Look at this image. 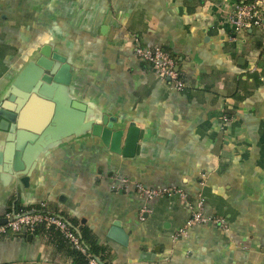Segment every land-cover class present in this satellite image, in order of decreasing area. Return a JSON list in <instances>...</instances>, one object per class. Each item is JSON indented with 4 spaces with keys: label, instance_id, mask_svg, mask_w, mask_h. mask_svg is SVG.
Returning <instances> with one entry per match:
<instances>
[{
    "label": "crops",
    "instance_id": "obj_1",
    "mask_svg": "<svg viewBox=\"0 0 264 264\" xmlns=\"http://www.w3.org/2000/svg\"><path fill=\"white\" fill-rule=\"evenodd\" d=\"M243 1L0 0V103L29 92L49 47L70 65L64 97L115 118V130L126 134L133 123L139 131L134 155L123 157L76 127L79 135L42 154L27 186L0 136V220L44 203L79 223L111 264H264V33L235 32L227 21ZM135 37L177 57L182 91L137 59ZM135 183L186 198L146 200ZM199 195L203 213L228 230L199 224L172 242ZM27 235L0 240V264H73L48 234Z\"/></svg>",
    "mask_w": 264,
    "mask_h": 264
},
{
    "label": "water",
    "instance_id": "obj_2",
    "mask_svg": "<svg viewBox=\"0 0 264 264\" xmlns=\"http://www.w3.org/2000/svg\"><path fill=\"white\" fill-rule=\"evenodd\" d=\"M39 58L35 62L34 84L29 92H13L11 105L0 103V135L7 142H11L14 155L12 169L19 173L21 182L27 186V174L34 170L44 152L51 147L71 141L74 135H79L77 129L87 131L97 137L112 153L123 157H132L135 152L139 131L133 123L124 134L123 130H115V118L108 117L96 111L87 114V103L64 97L72 80L70 65L66 59L51 53L49 47L39 51ZM25 68L13 80L11 88L27 73ZM69 92V90H68ZM14 94L21 99H13ZM32 94V95H29ZM26 101H28L26 103ZM32 115V118H31ZM39 116V118H33ZM124 141L122 143V140ZM13 143V145H12ZM12 152V154H13ZM11 154V156H12ZM10 160V159H9ZM26 164V168L22 164ZM7 219H1L5 224ZM113 233H119L118 242L125 244V236L115 228ZM21 238L31 239L32 235L25 232L18 234ZM112 238L113 236L110 235ZM115 239V238H114ZM16 264H42L39 258Z\"/></svg>",
    "mask_w": 264,
    "mask_h": 264
},
{
    "label": "built area",
    "instance_id": "obj_3",
    "mask_svg": "<svg viewBox=\"0 0 264 264\" xmlns=\"http://www.w3.org/2000/svg\"><path fill=\"white\" fill-rule=\"evenodd\" d=\"M227 21L233 27L235 32L247 31L252 28L259 29L264 33V6L261 0L243 1L235 4L227 13ZM135 49L134 55L143 63L149 65L155 72L158 79L169 84L170 88L182 91L184 83L180 73L177 71V65L172 55L163 50L161 47H147L139 43L137 37L134 38ZM114 179V178H113ZM123 186L130 182L127 179H119ZM134 189L136 193L146 200L159 198H170L173 195H178L182 200H185V194L178 189H152L144 187L142 184L135 183ZM205 198L199 195L198 199L193 204H187L190 211V218L182 228H179L172 236V242L178 241L187 234V231L199 224L214 226L215 228L226 232L228 223L222 218L214 215L206 216L204 211ZM147 210H142L140 219L143 220V215ZM5 224H0V239L2 237L18 235L23 232L33 233L40 226L53 227L57 230L63 240L68 244L69 248L76 251L87 258V264H100L97 258L91 256L87 252V248L81 240L78 230L62 215L56 212H50L46 209L44 203L39 204L38 209L26 211L12 210L6 214Z\"/></svg>",
    "mask_w": 264,
    "mask_h": 264
},
{
    "label": "trees",
    "instance_id": "obj_4",
    "mask_svg": "<svg viewBox=\"0 0 264 264\" xmlns=\"http://www.w3.org/2000/svg\"><path fill=\"white\" fill-rule=\"evenodd\" d=\"M248 1H250V0H247L246 2H248ZM162 49L169 52L172 55V57L176 61V65L179 64V61L174 54H172L170 51H168L164 48H162ZM177 71L180 73L178 68H177ZM38 207H39V205L29 207V208H16L14 210L15 211H26V210H31V209H38ZM59 214L62 215L61 213H59ZM67 220L72 224L73 227H75L78 230L79 235L81 237V240L84 243L85 247L87 248L88 254L97 258L98 261L100 262V264H111L108 261L107 256L104 255L105 249L102 247H99L96 244V242L94 240H92V238L90 236L87 235L86 230L83 229V227L79 223L72 221L71 219H67ZM44 233L48 234L51 237L52 241L55 242V244L59 250L65 251L66 255H68V257H70L72 259L73 264H87V258L85 256H83L82 254L71 250L69 248L68 244L63 240L61 234L57 230H55L53 227L40 226L32 234L33 235H42ZM2 238H4V237H2Z\"/></svg>",
    "mask_w": 264,
    "mask_h": 264
},
{
    "label": "clouds",
    "instance_id": "obj_5",
    "mask_svg": "<svg viewBox=\"0 0 264 264\" xmlns=\"http://www.w3.org/2000/svg\"><path fill=\"white\" fill-rule=\"evenodd\" d=\"M51 38H52V37L49 35V36L47 37V40H51ZM46 42H47V41H46Z\"/></svg>",
    "mask_w": 264,
    "mask_h": 264
}]
</instances>
